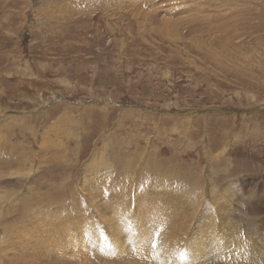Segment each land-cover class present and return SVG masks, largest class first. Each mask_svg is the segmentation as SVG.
Wrapping results in <instances>:
<instances>
[{
	"label": "rangeland",
	"instance_id": "rangeland-1",
	"mask_svg": "<svg viewBox=\"0 0 264 264\" xmlns=\"http://www.w3.org/2000/svg\"><path fill=\"white\" fill-rule=\"evenodd\" d=\"M162 179L193 207L181 259L228 233L226 214L241 248L221 259L264 257V0H0V264H161L148 224L123 251L96 229L85 259L7 226L33 230L59 203L90 215V194L127 186L135 209L136 185Z\"/></svg>",
	"mask_w": 264,
	"mask_h": 264
},
{
	"label": "bare ground",
	"instance_id": "bare-ground-1",
	"mask_svg": "<svg viewBox=\"0 0 264 264\" xmlns=\"http://www.w3.org/2000/svg\"><path fill=\"white\" fill-rule=\"evenodd\" d=\"M21 160V162L26 163L27 157L23 156ZM105 173L106 172H101L100 174H97L95 180H91V187H101V183L103 182L101 179ZM85 176L88 175L85 174ZM84 181L87 186L88 180L84 179ZM115 188L116 187H114V189ZM175 188L180 193L175 191L173 186L168 184L165 179L156 180L152 183L147 182V186L144 184H137L135 189V209H133L131 199L127 197L129 193H126L127 191L129 192V190L132 192V186H127L123 189L121 194H118L117 191L115 193H111L109 196L100 193L99 198L90 194L89 198L91 205H89L88 208L92 212L90 215H84V211L87 209L86 206L81 205L78 207L79 203L74 202L73 205L71 203L68 207V213L71 217H66L61 210L62 203H59L57 210H50L48 214L50 216V220H47L43 216L38 217L37 227L33 230L27 228L32 222L29 224L27 222L23 225H17L15 229H13L11 225H8L7 230L9 233H12L9 235L10 237L14 236L17 232H19L22 236L25 235L23 237L19 235V239H22L23 241L24 238L26 242L25 244L30 247L36 246L37 243H41V245H44L43 243H47V246L50 247L66 244L69 247L76 248L77 259H85L86 254L82 253V248L86 249L85 253L89 251L95 254L96 250L94 249L93 243L100 244V238L97 235L98 233L95 231L96 229L101 228L112 234V236L107 239L102 238L101 244L112 246L113 251H123L126 246L128 249L129 247L127 244H120L125 237L122 232L125 229L127 230L130 225L136 226L144 232L146 229L143 227L145 224H148L150 227L154 228L150 231L158 230L162 236L160 243L164 245L163 251L165 252L159 255L161 264H227L226 259H221L222 256H229L230 254L233 255L237 249L241 248L239 233L237 231L235 232L237 225L235 222L231 223V219L226 214L227 211H225L226 215H224L221 222L222 227L227 228L229 232L226 230L225 231L228 233L223 232L218 234L217 232H213V234H211V237L214 238L215 241L213 242V245L211 243V245L206 244L203 238L199 237L202 244L200 246L201 251H198L197 254L198 258L181 259L185 257L184 254L180 252V248L184 245L185 239L188 237L187 235L183 238V235L188 230L187 223L193 221L191 213L193 207L187 205L184 199L181 200V197H183L181 186L176 185ZM126 189L127 191H125ZM186 198L187 200L194 199L195 202H199V199L193 197ZM182 208H185L184 211ZM207 213L208 212H205V214ZM208 218H210V220L208 219L206 223L207 225L209 224L208 226H210L211 229H213L214 224L212 222H214V216H212V213L209 214ZM185 219H187V221ZM59 221L62 223L61 227L58 225ZM22 226H25L30 232H22ZM59 230L60 233L57 235ZM5 235L6 233L4 232V236ZM101 235L106 236L105 233H102ZM146 237V234L135 236V240L136 242H151L153 240V238H150L148 241ZM262 247L260 253H264V251H262ZM253 248L249 246L247 250L253 254L255 251ZM100 253L101 249L98 251V254ZM18 256L19 254L16 255V257ZM42 256L43 254L40 255V257ZM11 258L14 259L15 255L11 256ZM11 258L9 257V259ZM253 262L255 264H264V257H258L257 259H254ZM106 264H111V262L106 261ZM125 264L149 263L145 259H138L135 262H127ZM150 264H156V259H152Z\"/></svg>",
	"mask_w": 264,
	"mask_h": 264
}]
</instances>
